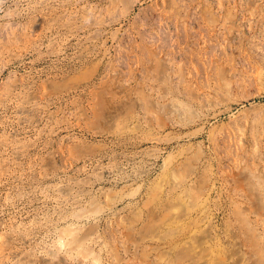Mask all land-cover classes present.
I'll return each mask as SVG.
<instances>
[{
	"label": "rangeland",
	"instance_id": "1",
	"mask_svg": "<svg viewBox=\"0 0 264 264\" xmlns=\"http://www.w3.org/2000/svg\"><path fill=\"white\" fill-rule=\"evenodd\" d=\"M0 264H264V0H0Z\"/></svg>",
	"mask_w": 264,
	"mask_h": 264
}]
</instances>
